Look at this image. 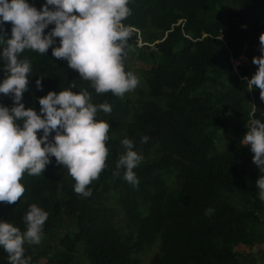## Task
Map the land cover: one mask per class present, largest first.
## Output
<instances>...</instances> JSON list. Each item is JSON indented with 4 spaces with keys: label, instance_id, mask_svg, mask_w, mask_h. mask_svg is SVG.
<instances>
[{
    "label": "trees",
    "instance_id": "obj_1",
    "mask_svg": "<svg viewBox=\"0 0 264 264\" xmlns=\"http://www.w3.org/2000/svg\"><path fill=\"white\" fill-rule=\"evenodd\" d=\"M29 3L39 10L45 0ZM129 8L122 21L130 28L125 70L136 55L152 64L140 71L143 87L136 86L132 98L95 93L66 60L51 55L59 38L45 54L21 53L31 64L25 108L39 113L40 97L70 84L89 91L94 104L111 106L109 113L97 112L109 124L108 154L86 186L87 197L73 191L75 181L50 157L40 175L22 176L25 191L17 201L0 202V220L23 231L30 204L48 213L40 243L24 245L30 264H141L158 240L149 264H253L236 249L264 237V201L255 184L261 174L241 144L250 119L264 122L260 90L247 85L258 68L252 58L261 55L264 0H130ZM10 28L5 22L9 35ZM243 56L250 65L235 67ZM3 65L0 58V79ZM0 104L13 101L0 94ZM125 137L142 156L133 169L135 185L123 179V169L113 175ZM172 169L179 186L167 191L160 174ZM56 242L61 252L54 253ZM0 264H9L3 249Z\"/></svg>",
    "mask_w": 264,
    "mask_h": 264
},
{
    "label": "clouds",
    "instance_id": "obj_2",
    "mask_svg": "<svg viewBox=\"0 0 264 264\" xmlns=\"http://www.w3.org/2000/svg\"><path fill=\"white\" fill-rule=\"evenodd\" d=\"M129 3L130 0H45L38 10L29 0H0V58L4 61L0 94L13 101L11 107L0 104V202L17 201L25 191L22 176L40 175L50 157L75 181V193L91 195V188L86 186L98 177L108 154L105 141L109 124L98 119L97 112L109 113L111 106L106 102L94 104L89 91H73L76 86L70 84L40 97L39 113L25 108L21 100L31 64L21 53L28 49L45 54L59 38L58 46L51 49L53 57L66 60L95 93L111 92L123 97L138 84L136 75L124 67L130 28L122 21L131 14ZM5 22L11 24L10 35L5 32ZM50 24L54 27L45 33ZM259 42L261 55L252 58L258 68L247 85L249 89L259 88L264 101V33ZM35 84L42 89L41 79H36ZM246 127L241 144L249 146L254 154L252 162L261 174L255 184L258 198L264 201V122L250 119ZM147 140V136L141 137V143ZM120 144L124 150L115 162L113 175H120L123 169V179L135 185L138 180L133 169L142 156L134 150L131 139L125 137ZM210 211L206 209V214ZM47 216L44 209L32 203L22 217L23 231L0 220V249L7 253L9 264H30L24 245L40 243Z\"/></svg>",
    "mask_w": 264,
    "mask_h": 264
},
{
    "label": "rangeland",
    "instance_id": "obj_3",
    "mask_svg": "<svg viewBox=\"0 0 264 264\" xmlns=\"http://www.w3.org/2000/svg\"><path fill=\"white\" fill-rule=\"evenodd\" d=\"M141 45V44H140ZM235 67L241 66L243 64H246L247 66L250 65V61L245 57H241L238 61L234 62ZM127 67L126 69L130 70L131 72H133L136 77L138 78V87H143V82H142V77L139 74L140 71H145V70H150L152 67L151 62H149V58L144 56L142 58V60H140L137 55L134 57H131V59L126 63ZM134 89L131 91H128L127 94L129 95V97H133L134 96ZM231 135V134H230ZM224 143L221 142V146L220 148H223ZM177 171L175 170H168L165 172H162L160 174V177L164 180L165 184H166V189L167 191H173L176 190L179 186V181L177 178ZM159 241L157 242V244H155V246H153L152 248L148 249L144 255H142L140 257V262L141 264H149L152 257L154 256V254L158 251L160 245H159ZM252 245H240L237 247V252L238 254L242 255V256H246V261L247 260H252L253 264H264V237L260 238V239H255L253 240V242L251 243ZM55 247L57 248L54 253L56 252H61L62 249L60 248V246L58 245V242H56ZM34 264H48L47 260H41L38 262H35Z\"/></svg>",
    "mask_w": 264,
    "mask_h": 264
}]
</instances>
